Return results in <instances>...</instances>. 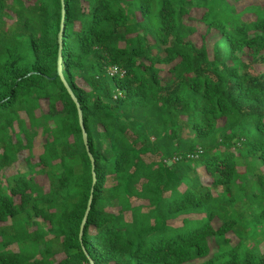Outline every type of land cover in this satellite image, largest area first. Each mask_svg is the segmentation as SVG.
<instances>
[{"label":"trees","instance_id":"16d2710c","mask_svg":"<svg viewBox=\"0 0 264 264\" xmlns=\"http://www.w3.org/2000/svg\"><path fill=\"white\" fill-rule=\"evenodd\" d=\"M241 1L0 0V264H264V0Z\"/></svg>","mask_w":264,"mask_h":264},{"label":"water","instance_id":"95a60500","mask_svg":"<svg viewBox=\"0 0 264 264\" xmlns=\"http://www.w3.org/2000/svg\"><path fill=\"white\" fill-rule=\"evenodd\" d=\"M62 5H63V9H62V16H63L62 17V21H63L64 18H65V8H64L65 5H64V0H62ZM59 40H60V43H61L62 42V30L59 33ZM61 47H62V45H61ZM61 47H60V52H59L58 73L61 76L62 80L64 81L65 86L67 87L70 95L72 96V98L74 99V101H75V103L77 105L78 113H79V120H80L81 127H82V130H83L84 142L86 144L88 154H89L91 160L94 162V157H93L92 153L89 150L88 137H87V133H86V130H85V127H84V124H83V113H82V109L80 107V104H79V101H78L77 97L75 96L73 90L71 89V87L69 86V84L67 83V81L65 80V77H64V74H63ZM93 175H94V180H96V172H95V170H93ZM92 199H93V195H91V197L89 199L88 207H87V210L85 212V216H84L83 221H82V224H81V232L83 231V228H84V226L86 224V221H87V218H88V214H89V211H90V208H91ZM91 264H94V263L91 261Z\"/></svg>","mask_w":264,"mask_h":264},{"label":"rangeland","instance_id":"374dc122","mask_svg":"<svg viewBox=\"0 0 264 264\" xmlns=\"http://www.w3.org/2000/svg\"><path fill=\"white\" fill-rule=\"evenodd\" d=\"M261 1L262 0H253V1L252 0H244V1H241V2H238L237 3V8H238V10H242L245 6H247L251 2L257 3V2H261ZM192 14L195 17V20L192 21L193 24H195L196 26H198V28L200 30L201 29H204V26L201 24V22L199 20L200 19V16H201V12L195 10ZM252 17H253V15H251V14H246L245 15V18H252ZM194 40L195 41H198L199 40L197 34L194 35ZM201 174L203 175V172L202 171H201Z\"/></svg>","mask_w":264,"mask_h":264}]
</instances>
